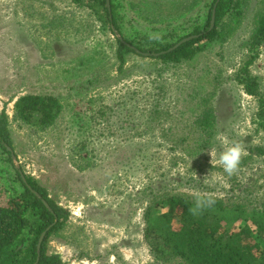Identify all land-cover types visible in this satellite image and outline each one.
Instances as JSON below:
<instances>
[{"label": "rangeland", "instance_id": "1", "mask_svg": "<svg viewBox=\"0 0 264 264\" xmlns=\"http://www.w3.org/2000/svg\"><path fill=\"white\" fill-rule=\"evenodd\" d=\"M118 1L122 32L129 39L151 32L185 33L205 11L200 5L204 0H198L187 14L172 20L167 16L174 17L179 0H155L160 5L156 13H149L150 6L147 12L148 7L130 8L131 3L143 6V0ZM259 1L249 0L236 30L231 29L234 34L222 46H205L187 69H161L164 65L154 64L157 60L145 57L150 54L146 52L127 55L119 73L114 34L87 5L0 0V113L8 115L14 139V159L9 155L16 169L32 176L68 212V219L48 236L47 253L58 254L64 264H173L155 258L145 239L147 190L154 182L174 186L176 182H169L191 164L180 144L179 150H171V142L196 133L197 103L211 89V78L218 80L210 90L217 142L200 154L206 166L203 186L186 182L180 187L194 193L197 186L199 193L250 201L264 193V127L255 97L234 78L249 54L252 17L264 10ZM158 15L159 21H151ZM258 50L250 72L264 89V45ZM28 93L57 97L60 123L39 131L16 120L14 102ZM155 105L167 111L154 118L142 114ZM103 111L105 116L100 115ZM145 125L147 132L142 130ZM234 142H241L247 155L239 173L229 177L219 156ZM87 162L93 166L79 168ZM21 190L11 167L0 158V207H9Z\"/></svg>", "mask_w": 264, "mask_h": 264}, {"label": "trees", "instance_id": "2", "mask_svg": "<svg viewBox=\"0 0 264 264\" xmlns=\"http://www.w3.org/2000/svg\"><path fill=\"white\" fill-rule=\"evenodd\" d=\"M72 1L77 6L87 5L94 17L99 18L114 34V57L116 70L119 73L124 72L127 55L144 56L143 52H150L145 57L157 60L154 64H163L164 67L161 69L169 66H184L187 69L205 46L215 45V43L222 46L226 39L234 34L231 29L236 30V24L241 15L248 10L246 7L249 3V0H204V3L200 5L205 8V11L201 15H196L192 28L185 30V33L173 30L170 36L163 35V42H150L148 36L129 39L122 32V16L118 14V0H109V7L106 5V0ZM261 1L264 4V0ZM197 2L199 1L179 0L172 12L175 13L174 17H167L172 20L183 17ZM143 3V6L131 3L130 8L138 11L141 7H148L147 12L150 6V9H153L149 13H156L160 7L155 0H143ZM213 9L215 18L213 26L210 27ZM141 16L144 15L141 14ZM201 17L204 18L199 21ZM151 21H159V15ZM252 21L254 29L250 44L247 46L249 54L234 78L248 95L255 97L257 117L262 122L261 126L264 127V89L261 88L258 77L250 72V65L259 55L258 49L264 45L263 8L254 13ZM189 35L197 36L166 51ZM200 43L204 44L200 45ZM209 82L212 89L218 80L211 78ZM210 90L198 100L199 111L195 118L196 133L191 132L195 134L193 138L190 133L179 142H171V150H179L178 144H180L181 149L190 159L191 164L185 169V174L181 175L177 172V178L169 182V184L176 182L174 186H159L154 182L153 186L150 185L147 190L149 194L143 212L145 239L150 245L151 253L163 263L264 264V193L253 201L245 197L233 199L210 194L216 199L215 205L205 210L203 214L193 216L188 211L194 204L193 193L183 191L184 189L180 187L186 182L203 186L200 178L206 166L200 161V154L216 144V114L211 102L213 93ZM164 111H167V108L162 109L155 105L148 110L143 109L142 114L145 113L154 118L162 115ZM61 114L62 105L58 98L52 95L28 93L14 102V118L30 129L44 131L52 128L60 123ZM100 115L105 116L106 113L103 111ZM157 123H160V120ZM146 126L142 128L144 132L148 130ZM158 127L162 130L161 126ZM137 134L142 135L141 132ZM190 138L193 142L189 140ZM13 143L8 115L2 110L0 113V158L11 167L13 177L20 183L22 190L11 200L9 207H0V264H64L58 254L46 252L45 243L48 236L68 219V212L49 197L46 189L38 181L25 174L27 184L39 196L27 187L20 177L19 170L11 161L10 152L4 145L14 148ZM184 144L186 146L183 148ZM219 145L217 144V147H220ZM139 149L142 151L141 148ZM188 158L184 162L187 163ZM176 163L177 161H174L173 165ZM89 166H93V162H87L79 168ZM213 167L215 166L210 168ZM194 188L197 192L198 187L194 186ZM201 194L209 195L204 190ZM44 231L45 235L38 247L39 237Z\"/></svg>", "mask_w": 264, "mask_h": 264}, {"label": "clouds", "instance_id": "3", "mask_svg": "<svg viewBox=\"0 0 264 264\" xmlns=\"http://www.w3.org/2000/svg\"><path fill=\"white\" fill-rule=\"evenodd\" d=\"M148 40L150 42H163V34L151 32L148 34ZM210 155L213 160L216 155L213 149H211ZM246 155L247 152L244 145L241 142H234L221 152L219 156V164L224 172L231 177L239 173L241 161ZM193 201V206L188 209L193 216L203 214L205 210L211 209L216 203L214 196L210 194L203 195L199 192L193 193Z\"/></svg>", "mask_w": 264, "mask_h": 264}, {"label": "water", "instance_id": "4", "mask_svg": "<svg viewBox=\"0 0 264 264\" xmlns=\"http://www.w3.org/2000/svg\"><path fill=\"white\" fill-rule=\"evenodd\" d=\"M106 5L109 7L110 6V2H109V0H106ZM214 18H215V10L213 9V11H212V15H211V19H210V27H212L213 26V24H214ZM197 35H189V36H187V37H185V38H183L182 40H180V41H178L173 47H171V48H169V49H167L166 51H170V50H172L173 48H176L178 45H180L182 42H184V41H187V40H189V39H191V38H193V37H196ZM143 54H147V53H144L143 52ZM5 145V147H6V149L10 152V154H11V157H12V160L14 159V153H13V150H12V148L10 147V146H8L7 144H4ZM19 170V169H18ZM19 174H20V177H21V179L24 181V183L27 185V187L36 195V196H39V194L36 192V191H34L31 187H30V185H28L27 184V182H26V179H25V176H24V174L19 170ZM43 202H44V204L47 206V207H49V205L47 204V202L45 201V200H43ZM55 222V221H54ZM48 229V228H47ZM46 229V230H47ZM44 235H45V231L44 232H42L41 233V235H40V237H39V240H38V244H37V246L39 247L40 246V243H41V241H42V239H43V237H44Z\"/></svg>", "mask_w": 264, "mask_h": 264}]
</instances>
